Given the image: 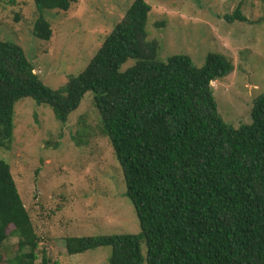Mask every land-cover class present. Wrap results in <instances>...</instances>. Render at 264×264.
<instances>
[{"label":"trees","instance_id":"trees-1","mask_svg":"<svg viewBox=\"0 0 264 264\" xmlns=\"http://www.w3.org/2000/svg\"><path fill=\"white\" fill-rule=\"evenodd\" d=\"M76 1L33 0L32 34L50 39L44 10L66 11ZM150 10L133 0L60 89L43 83L20 45L0 40V147L10 149L20 98L50 106L63 124L90 92L140 231L65 236L67 254L109 246L105 264H264V94L252 100L250 124H226L211 82L232 63L220 53H208L200 67L184 54L157 59L159 43L146 32ZM225 18L245 20L239 7ZM10 236L17 239L10 259L36 264L40 238L0 159V245Z\"/></svg>","mask_w":264,"mask_h":264},{"label":"rangeland","instance_id":"rangeland-1","mask_svg":"<svg viewBox=\"0 0 264 264\" xmlns=\"http://www.w3.org/2000/svg\"><path fill=\"white\" fill-rule=\"evenodd\" d=\"M12 1L0 0V40L20 45L34 72L53 89L62 88L90 62L133 2L77 0L66 11L46 9L52 36L43 40L31 32L37 17L33 0ZM145 1L151 6L147 38L159 43L157 59L184 54L200 67L208 53L223 54L233 69L211 82L217 111L234 128L250 124L252 100L264 94V0ZM237 7L244 21L225 18ZM13 123L10 149L0 147V159L10 165L40 238L36 264H42V250L48 264L107 263L109 246L69 255L62 242L65 236L140 231L92 93L84 95L63 124L50 106L20 98ZM16 242L10 236L0 245V264H17L10 259Z\"/></svg>","mask_w":264,"mask_h":264}]
</instances>
